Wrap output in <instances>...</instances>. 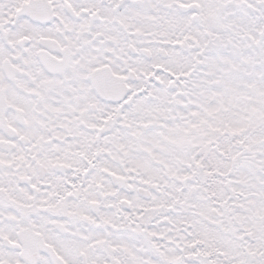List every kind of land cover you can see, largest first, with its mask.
Segmentation results:
<instances>
[{"label":"snow or ice","instance_id":"1","mask_svg":"<svg viewBox=\"0 0 264 264\" xmlns=\"http://www.w3.org/2000/svg\"><path fill=\"white\" fill-rule=\"evenodd\" d=\"M0 264H264V0H0Z\"/></svg>","mask_w":264,"mask_h":264}]
</instances>
